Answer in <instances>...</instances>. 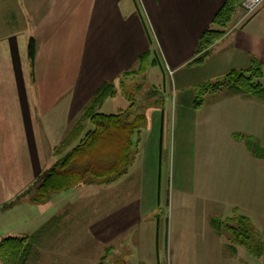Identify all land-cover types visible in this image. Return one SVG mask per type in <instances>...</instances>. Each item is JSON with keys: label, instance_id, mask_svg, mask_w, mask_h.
I'll return each mask as SVG.
<instances>
[{"label": "crops", "instance_id": "0c3cea01", "mask_svg": "<svg viewBox=\"0 0 264 264\" xmlns=\"http://www.w3.org/2000/svg\"><path fill=\"white\" fill-rule=\"evenodd\" d=\"M225 1L0 0V213L29 203L46 206L25 193L58 160L56 151L97 92L107 84L119 92L127 75L140 70L152 36L160 44L174 45L171 57L176 60L184 58L189 44L195 46L196 57L200 37ZM251 18L244 14L232 21L209 56L226 43L224 59L235 61L236 69L248 68L252 58L260 59L264 68V28L249 30L251 24H264V3ZM31 37L37 42L34 69L28 55ZM221 91L223 99L205 100L198 108L202 203L211 210L210 221L238 209L264 236V157L253 154L246 138L235 137H250L264 150V98ZM95 187L110 188H88ZM60 200L40 227L45 238L52 232L59 236L57 245L74 229L73 212L67 210L71 199Z\"/></svg>", "mask_w": 264, "mask_h": 264}, {"label": "rangeland", "instance_id": "374dc122", "mask_svg": "<svg viewBox=\"0 0 264 264\" xmlns=\"http://www.w3.org/2000/svg\"><path fill=\"white\" fill-rule=\"evenodd\" d=\"M244 11L237 10L233 23ZM260 28L263 23L249 26L252 31ZM152 39L145 70L127 76L119 92L99 109L106 114L125 112L135 102L146 114L147 125L129 173L110 188L57 192L46 206L29 203L15 212L0 213V240L8 234L31 239L25 264H114L118 259L128 264H264L229 241L226 230L221 234L213 228L211 210L201 199V110L196 101L204 85L235 68V61L224 59L227 44L216 47L206 61L195 63L193 44L186 45L184 58L176 60L171 57L174 45ZM149 87L156 91V99ZM224 95L222 91L208 93L204 99H223ZM91 128L87 122L84 134ZM60 199H71L67 210L73 212L74 229L57 245L59 236L49 232L45 238L40 227L48 222L50 209L57 210L55 203L59 207ZM66 222H71L70 217Z\"/></svg>", "mask_w": 264, "mask_h": 264}, {"label": "trees", "instance_id": "16d2710c", "mask_svg": "<svg viewBox=\"0 0 264 264\" xmlns=\"http://www.w3.org/2000/svg\"><path fill=\"white\" fill-rule=\"evenodd\" d=\"M242 3L243 0L225 1L214 16L211 26L200 37L196 58L193 62L202 63L207 59L212 46L230 29L233 18L237 10L242 7ZM36 52L37 42L31 37L28 55L32 69L35 65ZM147 56L148 54L142 56L138 72L145 70ZM149 89L151 90L149 93H153L152 97L156 99V91L150 87ZM221 90H226L231 94L246 93L264 98V68L261 60L252 58V63L248 68H233L222 79L204 85L201 96L196 101V107L201 108L206 94ZM117 93L114 84H107L97 92L82 120L56 151L59 156L58 160L41 174L25 193L31 196L33 202L44 203L56 192L84 185L111 186L129 173L137 155L135 147L140 141L143 127L147 125V117L135 102H132L125 112L114 114L100 112L99 109L105 100ZM87 122L93 125V128L84 134ZM136 134L137 142L134 140ZM235 137L246 138V143L253 154L256 157H264L263 148L254 139L242 137L241 134ZM78 139H80L79 143L73 145ZM65 150L68 151L63 153ZM13 205L14 202L5 205L4 208ZM212 226L221 234L223 230H226L229 241H234L251 255L264 261V236L250 218L239 213L238 209H235L229 217L213 218ZM32 246L31 239L26 236H5L0 240V260L3 264H25ZM114 264H128V262L125 259H118Z\"/></svg>", "mask_w": 264, "mask_h": 264}, {"label": "built area", "instance_id": "2783aa9c", "mask_svg": "<svg viewBox=\"0 0 264 264\" xmlns=\"http://www.w3.org/2000/svg\"><path fill=\"white\" fill-rule=\"evenodd\" d=\"M264 0H243L242 6L245 10V17L253 15Z\"/></svg>", "mask_w": 264, "mask_h": 264}]
</instances>
